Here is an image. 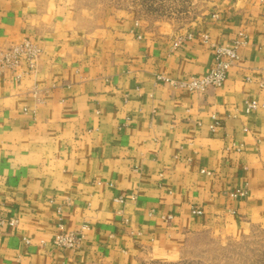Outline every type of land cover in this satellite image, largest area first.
I'll list each match as a JSON object with an SVG mask.
<instances>
[{
	"label": "crops",
	"instance_id": "0c3cea01",
	"mask_svg": "<svg viewBox=\"0 0 264 264\" xmlns=\"http://www.w3.org/2000/svg\"><path fill=\"white\" fill-rule=\"evenodd\" d=\"M205 32L247 43L200 93L177 82L210 71ZM24 36L38 69L0 74V264L173 260L203 233L264 222V0H216L180 26L0 0V47ZM60 224L87 225L79 246L55 245Z\"/></svg>",
	"mask_w": 264,
	"mask_h": 264
},
{
	"label": "rangeland",
	"instance_id": "374dc122",
	"mask_svg": "<svg viewBox=\"0 0 264 264\" xmlns=\"http://www.w3.org/2000/svg\"><path fill=\"white\" fill-rule=\"evenodd\" d=\"M48 1V0H43ZM86 22L111 16H135L153 23L183 25L210 11L216 0H49ZM141 264H264V222L241 234L203 233L191 240L179 259Z\"/></svg>",
	"mask_w": 264,
	"mask_h": 264
},
{
	"label": "built area",
	"instance_id": "2783aa9c",
	"mask_svg": "<svg viewBox=\"0 0 264 264\" xmlns=\"http://www.w3.org/2000/svg\"><path fill=\"white\" fill-rule=\"evenodd\" d=\"M202 38L209 44L213 51L214 62L210 71L204 76H191L188 80L177 82V85L186 87L189 90L204 93L210 87L221 86L231 69V67L239 60V50L247 43L243 34L237 38L232 45L212 42L209 33L202 34ZM42 49L39 44L30 36H24L20 40L12 42L10 45L0 47V74L8 69L13 79L17 80L26 74H31L38 69L39 60ZM264 73V67L262 68ZM248 80H253L252 76L247 77ZM259 84L264 87V76L256 78ZM259 103L255 99L247 102L246 111L250 112L257 108ZM247 193L246 188H239L231 192L234 197L242 196ZM195 212L201 213L203 210L196 208ZM172 218V215L168 216ZM18 222L16 217H11L8 224L15 225ZM6 224L3 218H0V225ZM87 225L82 226L77 230H65L63 225H59L58 231L53 237V241L59 248H76L84 238V229ZM26 242L30 243L31 239L26 238Z\"/></svg>",
	"mask_w": 264,
	"mask_h": 264
}]
</instances>
